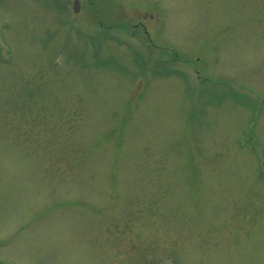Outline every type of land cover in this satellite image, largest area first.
<instances>
[{
  "label": "rangeland",
  "instance_id": "374dc122",
  "mask_svg": "<svg viewBox=\"0 0 264 264\" xmlns=\"http://www.w3.org/2000/svg\"><path fill=\"white\" fill-rule=\"evenodd\" d=\"M0 264H264V0H0Z\"/></svg>",
  "mask_w": 264,
  "mask_h": 264
},
{
  "label": "water",
  "instance_id": "95a60500",
  "mask_svg": "<svg viewBox=\"0 0 264 264\" xmlns=\"http://www.w3.org/2000/svg\"><path fill=\"white\" fill-rule=\"evenodd\" d=\"M81 9L80 2L76 1L74 3V11L78 12Z\"/></svg>",
  "mask_w": 264,
  "mask_h": 264
}]
</instances>
